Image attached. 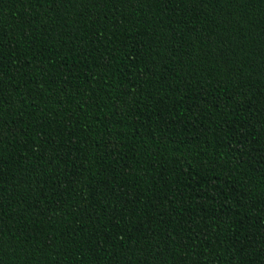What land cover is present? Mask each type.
Listing matches in <instances>:
<instances>
[{
	"label": "trees",
	"instance_id": "1",
	"mask_svg": "<svg viewBox=\"0 0 264 264\" xmlns=\"http://www.w3.org/2000/svg\"><path fill=\"white\" fill-rule=\"evenodd\" d=\"M0 264H264V0H0Z\"/></svg>",
	"mask_w": 264,
	"mask_h": 264
}]
</instances>
